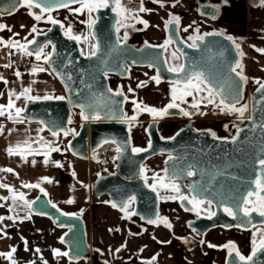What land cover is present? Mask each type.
I'll return each instance as SVG.
<instances>
[{
  "label": "water",
  "instance_id": "1",
  "mask_svg": "<svg viewBox=\"0 0 264 264\" xmlns=\"http://www.w3.org/2000/svg\"><path fill=\"white\" fill-rule=\"evenodd\" d=\"M0 5L6 6V0H0ZM197 10L207 17H214L217 13L216 5L209 2L200 3ZM32 11L38 13L39 9ZM93 14L96 23L89 32L94 45H98L99 50L95 56L89 55L93 50L83 52L79 40L70 39L65 35L61 22L55 25L50 22L47 28L40 30L39 35L34 33L30 40L34 39L35 43L28 44L27 47L33 52L44 45L49 47L48 53L52 54L51 62L44 61V64L60 83L64 92L60 96L65 99L44 100L41 97L38 100H29L27 98L21 107L24 111L20 117L40 123L51 133L52 130L62 133L61 129L74 130L69 132L67 147L72 155L81 159L93 160L97 150L106 144L114 145L116 147L114 168L110 171L101 170L97 174L90 187L91 194L95 197L107 195L111 202L118 205L127 197L134 195L136 200L131 210L137 213L133 216L139 217L143 222L155 219L159 215L160 198L158 192L153 191L145 181V172L141 174L140 168L147 159L157 154H168L164 159V167L168 169L167 176L176 179L182 189L186 179L187 186L195 184L194 191L188 188L192 195L213 200L212 205L216 215L211 218L200 215L187 222L189 227L204 234L210 228L217 226L230 228L241 225L239 228L248 229L252 225L264 223V217L259 216L258 213L245 218L240 204L242 196L249 187L248 181L253 180L259 171L256 161L264 150V127H261L264 125V93L257 92L259 85L250 93L248 110L244 117L242 119L239 117L234 122L237 129H243L235 143L231 142V138L213 137L209 129L196 127L191 118H188L171 135L163 136L158 126L163 117L154 118L151 115L145 126L148 141L144 147H141L148 150L133 153L130 128L134 120L125 119V92L122 89L112 88L109 79L110 74L125 77L131 66L149 67L150 63L153 65L150 68L154 70V76L159 74L160 81L163 82H172L185 78L194 71H203L213 85L224 86L225 96L228 97L226 103L231 102L234 95L239 96L241 103L245 98V83L231 71L240 60L235 43L229 41L226 38L228 35L224 33L223 36H204L203 41H196L199 47L189 48L188 45L191 43L183 39L178 24L173 21L166 26V38L160 43L147 42L152 47H146L145 42L136 45L129 40L119 38L117 32L119 16L112 12L111 8L100 9ZM141 26L142 23L137 25V27ZM213 32L222 31H206L201 35ZM170 37L172 42L169 44L177 50L181 64L185 65L184 73L167 71L169 65L165 52L169 44L165 48L158 46L163 45ZM53 46H55L54 50ZM3 85L4 81L0 80V91ZM108 89L111 91L109 92ZM118 90H122L123 95H115ZM218 98L220 101L219 96ZM81 104L86 106L85 115L91 116L99 112L101 118L83 119L79 107ZM88 105L92 107L88 108ZM74 110L78 111L76 118ZM179 114H181L179 108L169 109L168 115ZM72 119L77 123V127H71ZM237 129L234 136L237 135ZM171 137L175 139H170ZM170 155L172 159H169ZM189 169L196 174L187 176ZM205 188L208 191H204ZM8 191V188H0V195L6 196ZM183 195H186L185 191ZM32 201H35L32 205V213L40 215L47 213L44 216L56 226L65 228L63 243L70 254L67 258L86 259L90 264H108L101 259L96 249L90 247L81 215H62L67 212L57 205L53 208L54 203L52 201L48 203L49 197L41 191ZM178 202L183 207L190 208L187 201L178 200ZM225 204L237 213L235 218L223 211L222 205ZM249 219L251 223L247 222ZM126 225L131 232L142 230V226L131 218L127 219ZM250 254L251 252L248 255ZM254 259L256 264H264V252H258ZM8 263V259L0 256V264ZM224 264H243V262L239 261L234 253L230 255L228 252Z\"/></svg>",
  "mask_w": 264,
  "mask_h": 264
},
{
  "label": "crops",
  "instance_id": "2",
  "mask_svg": "<svg viewBox=\"0 0 264 264\" xmlns=\"http://www.w3.org/2000/svg\"><path fill=\"white\" fill-rule=\"evenodd\" d=\"M136 1L140 2V0ZM203 2L216 5L217 13L214 17H207L198 12V5ZM143 7L148 11L139 12L138 18L148 22L147 28L142 24L147 32L146 36L153 39L154 43H160L165 39L166 22L177 16L182 36L206 31H222L233 37L235 46L239 44V48H236L240 55L239 63L243 65V75L247 77L246 85L251 78L253 81H264V52L257 51V49H264V5H261L260 0H160V2L143 0ZM186 28L187 31L184 30ZM197 29H199L198 33ZM76 36L80 37L78 34ZM1 62H4V58L0 60ZM0 65L1 68L4 67L3 64ZM8 77L2 79L3 87ZM54 78L51 74L46 79L52 81L55 80ZM58 84L60 85L59 82ZM255 85L258 84L255 83ZM60 88L62 89L61 85ZM56 90V93L50 95H63V92H58L60 89L55 88ZM125 95L127 97L126 92ZM77 112L75 111L74 114ZM32 124H37L34 127L35 130L48 131L38 122H32ZM60 136H63L62 132H59L55 142L48 146L32 147L34 150L32 158L28 159L26 165V181L29 184L40 183L49 199L63 211L82 216L87 241L91 248L99 252L101 259L108 264H145L156 256L153 264H188V262L204 264L207 262L205 258L209 255L210 261L214 260L212 264H224L227 248L223 245L233 242V234H238V231L212 229L198 243L176 241L174 236L181 238V235L175 232L173 227L168 228L160 222L145 223L140 232H131L126 225L127 218H123L124 214L119 208H113L111 203H105L110 201L107 195L95 197L91 194V184L101 170L95 173L89 172L86 186L76 187L71 192L73 174L69 169V162L71 161L73 166V161H76L74 168H78L80 161L85 159L78 158L69 150L62 148L59 151L50 152V148L60 145ZM68 138H66L67 141ZM45 154H47V164L44 162ZM85 161L88 166L97 163L95 160ZM43 177H48L52 182L43 181ZM69 199L74 202L67 203ZM0 205H4L0 207V216L5 217L0 226V229H3V232H0V241H3L0 243V253H6L15 248L13 259L16 264H31L33 261L35 264H44L45 261L47 264H90L86 259L71 260L63 255L54 256L53 249L66 251L65 244L60 241L65 228L56 226L47 216L31 212V219H25L28 212L9 211L8 203L3 200H0ZM81 209H83L82 212ZM7 217L18 218L8 219ZM132 219L135 221L134 218ZM243 239L244 237L236 245L242 253H246L249 251V240ZM125 244L126 247L122 248L121 246ZM37 248L40 250L39 253L36 252ZM116 249L120 251L117 252ZM183 255L189 257V260ZM8 261V264H12L9 259Z\"/></svg>",
  "mask_w": 264,
  "mask_h": 264
},
{
  "label": "rangeland",
  "instance_id": "3",
  "mask_svg": "<svg viewBox=\"0 0 264 264\" xmlns=\"http://www.w3.org/2000/svg\"><path fill=\"white\" fill-rule=\"evenodd\" d=\"M76 7H79V5L75 4L70 6L71 9H75ZM129 10H132L134 12L135 9ZM51 15L54 19L57 18L62 22V24L64 25V31L66 30L68 25H71V34L75 36L76 34H78L80 36L79 43L80 48L83 52L93 50L92 46L94 45V42L89 32V14L87 10H84L82 13H75L67 8H61L54 10ZM44 17V19L38 22L35 21L34 18L29 15V11L25 7H21L12 15H0V23L7 25V28H5L4 30H0V38H2L4 41H19V43L21 44L26 41L25 38H27V40L32 38L34 33H32L31 35H29V33L33 25H35L38 30H43L47 28L49 23V21L47 20V13L44 14ZM92 18L94 19L93 13ZM132 20L127 19L124 20L123 23H131ZM21 25H24V27H21ZM117 26L119 25L117 24ZM8 29L11 30L9 31ZM125 32H127V39L136 45H140L144 42L154 43L153 39L146 36L147 32L142 26L137 28L135 27L129 30H122L120 33L121 38L124 37ZM0 49H2L0 52V60L4 58V62H1L0 64H3V66L7 64L11 65L10 67L3 68H1L0 65V77H2L3 79L9 76L8 80L6 81V85L0 91V105H7L9 101V93H15V95L12 96L14 107L12 109H6V115L0 116V184L8 185V188L14 189L17 194L21 192L24 193L25 199L30 200L31 196L34 195L35 190L33 188L24 187L23 185L28 183L26 181V165L28 163V159L32 158V154L34 151L32 150V147L38 145L48 146L49 144H53L57 136H53L52 133L48 131L43 132V130H35L34 127L37 124H32V122L25 120L21 117H19L18 120L22 122H18L17 119H8L7 112L11 111L12 115L15 117V108H18L20 106L22 107L28 96L41 97L45 95L54 94L57 92V90L55 91V88L60 89L58 92H63V90L60 88V85L58 84L55 78V80L52 81L46 79L47 77H49V75H51V72L44 64L43 58L39 61L35 59V61L28 70H23L19 65H17L15 61L16 48H9L4 44H0ZM48 51V46L43 47L42 56L48 54ZM173 53H175V56L178 57V59L173 57ZM165 54L169 67L178 66L180 64L179 54L171 44L166 49ZM243 63H246L244 62V59ZM34 67H43L45 71H36L35 73H33L32 69ZM17 71L21 73L19 77L15 75ZM153 76L154 70L147 66H131L128 75L125 77H118L117 75L113 74L109 75L112 87L117 88L120 86L122 90L127 93V99L125 102L126 117H136L135 123L130 128L134 148L143 146L146 143V140L148 139V136L145 132V126L147 120L149 119L150 113L146 111H138L133 101H136L138 104L141 105V107L149 106L157 109L163 108L171 102L173 84L170 82L163 81L156 83L154 80L151 79ZM142 81H146L147 83L143 87H137V85L140 84V82ZM255 87L256 85L253 79L251 78L250 80H248V83L245 86V98L241 103L237 104L236 107L239 108L242 105L248 106V99L250 93ZM25 88H30L31 91L28 94L21 96L20 93L23 92ZM129 88H131L132 91H129ZM177 88L182 89L183 85H177ZM17 96H19L18 99L16 98ZM194 96L197 100L201 98L199 95L194 94ZM193 99V96H189L185 97V100L187 101L186 103L181 102L180 100H177L176 102L180 104L181 108L189 112L195 113L190 117H192L195 123L199 126H216L219 121L224 120L225 117L234 118L238 115L237 113L229 114L226 112H221L220 108L216 106L217 104H219L218 102H215V104H209L207 103V100H203L200 103L199 112H196V110L191 107ZM73 112H75V110ZM200 112L205 114L201 115ZM74 116L76 118V114H74ZM226 119L227 118H225V120ZM183 122L184 121L179 117L175 115H169L160 120L159 128L161 129L163 134H169L176 130L178 127H180ZM70 125L71 127H77V123H75L73 119ZM66 138L67 137L65 136L61 137V143L58 148H62L63 150L68 151ZM25 140L29 141L28 145L23 144ZM18 143L20 144V148L17 150L19 154L9 155L7 149L10 146L15 149V146ZM163 160V155H157L147 159L143 165V167L145 168V172L155 174L158 175V177L163 178V175L166 174ZM95 161L97 162V160ZM76 163V161H73L72 166L71 161L69 162V169L73 174L70 187L71 192L74 191L76 187L86 186L89 172L95 173L98 170H106L105 167L108 166L109 168H113L112 163L110 164L109 162V164L107 165L108 161L102 163L97 162L92 166H88L86 161L83 160L80 161L78 168H74ZM7 168L13 169V172H7L2 170ZM10 194L13 195V192L11 190ZM11 200L12 196H10L9 198L7 197V199L3 201L8 203V201ZM162 201L163 203L161 212L163 217H168L167 219L171 223L175 232H178L181 235V238L174 236V239L176 241L182 239L184 243H188L186 241V237H188L190 231L187 229V227H185L184 222L189 215L180 212L179 206L175 200H167L163 198ZM165 206H167L168 208H166ZM15 207L16 209H20V211H25L24 205H16ZM170 209L176 211L177 217H172L173 213L170 214ZM0 226H2V222H0ZM239 233L244 232H238V234H233L234 244L239 243L242 237H244L241 234L239 235ZM254 233L256 236L257 243H259L260 235L261 233H264V226L257 225L253 227V229L250 231L247 236L250 245H252ZM203 237L199 238L196 243L201 242ZM2 242L0 241V243ZM184 258L188 259L189 257L187 258L184 256ZM205 259H207L205 260L207 262H204V264H212V262L214 261H210L209 255ZM188 264H191V262H188Z\"/></svg>",
  "mask_w": 264,
  "mask_h": 264
},
{
  "label": "snow or ice",
  "instance_id": "4",
  "mask_svg": "<svg viewBox=\"0 0 264 264\" xmlns=\"http://www.w3.org/2000/svg\"><path fill=\"white\" fill-rule=\"evenodd\" d=\"M157 2H160V0H157ZM261 5H264V0H260ZM73 4H77L79 5V7H76L75 9H71L70 5ZM163 6V5H161ZM175 6V5H173ZM19 7H27L29 9V15H31L35 21H40L42 19H44V14L47 13V20L49 22H51L52 24H60V21L56 20L53 18V16L51 15V13L59 8H67L70 11H73L75 13H82L84 10H87L88 14H89V20H88V25L89 27H93L96 23V20L92 18V13L95 11H99L100 9H107V8H111V11L114 13H117L118 16L121 17L120 20H117V24L119 25V27H128L127 24L123 23L124 20H127L130 18L129 13L131 12V10H129L123 3L122 0H6V6L5 5H0V15L3 14H8V15H12L14 14L16 11L19 10ZM33 9H39V12H35L32 11ZM144 11H148V9H145L143 7V0H140V8L134 13L132 14L131 18L133 19H137L139 23H143L144 27L147 28L148 27V22L145 20H140L138 18V13L139 12H144ZM173 21L176 24H179V17H173V20H169L166 22V26L168 24L173 23ZM21 27H24V25H21ZM61 27H64L63 24H61ZM119 27L117 28V31H119ZM189 27H191V25H189ZM5 28H7V25L0 23V30H4ZM9 31L11 29H8ZM51 29H49L50 31ZM185 31H187V28L184 29ZM197 33L199 32V29L196 30ZM32 33H36L37 35L40 34V30H38V28L33 25L29 35H31ZM65 35L69 36L70 39H74V40H79L80 38L78 36H74L71 35V25H68V27L65 30ZM210 35H220L223 36L224 33L223 32H213V33H205L204 35H196L194 37H189L190 40H192L193 42L191 44L188 45L189 48H197L199 47V45L196 43V41H203L204 36H210ZM229 41H232L233 43H235V41L233 40V37L231 36H227L226 37ZM26 39V44H20L19 41H15V40H9V41H4L2 38H0V44H4L5 46L9 47V48H17L19 51L23 52L26 55L32 56L33 54L35 55V59L37 61L41 60L42 58L44 59L45 62H51V53L45 54L42 56L43 53V47H39L37 48L34 52L30 51L27 47L28 44H33L35 43V40H27ZM123 39L126 41L127 40V32H125V35L123 37ZM171 37L166 40L164 42L163 45H159L158 47L160 48H165V46L169 43H171ZM47 45H44V47H46ZM145 46L146 47H152V45H148L147 42H145ZM236 47L239 48V44H236ZM55 46H53V50H54ZM93 51L91 53H89L90 56H95L97 54L98 49V45H93L92 46ZM257 51L260 52H264V49H257ZM242 55V53H241ZM173 57L177 58L175 56V53H173ZM133 63H135V61H133ZM10 64L4 65V67H10ZM149 67H153V65L150 63L148 65ZM237 69H240V71H237ZM36 71H45V69L43 67H34L32 69V72L35 73ZM55 71V70H54ZM167 71L169 72H173V73H184L185 72V65L184 64H180L179 66H170L167 68ZM232 72H234L236 74L237 77H239L240 81L246 83L247 82V77L243 75V65L240 63H237L236 66L234 68L231 69ZM15 75L17 77H19L21 75V73L19 71H17L15 73ZM105 75H107V72H105ZM0 79H2V77H0ZM70 79V77H69ZM152 80H154L156 83L160 82V76L159 74L157 76H153L151 78ZM255 83H257L259 85V87L257 88V92H261L264 93V81H260V80H255ZM6 83V81H5ZM147 82L146 81H142L140 82V84L137 85V87H143ZM183 84V88H177V85ZM173 87H172V98H171V102L168 103L166 106H164L163 108L157 109L154 107H149V106H143L141 107L140 104H138L136 101H133V103L136 105V109L138 111H146L148 113H150L154 118H162L166 115L169 114V109H176L179 108L180 112L182 115L184 116H191L194 115L195 113L193 112H189L183 108L180 107V104H178L176 101L180 100L181 102H187L185 100V97H189V96H193V102L191 104V107L193 109L196 110V112H199V108H200V103L203 100H207V103L209 104H215V98L217 96L220 97V101L219 104H217L216 106L220 108L221 112H226V113H237L239 115V117L242 119L245 115V113L247 112L248 108L247 105H242L241 107H236V104L239 103V96L238 95H234L231 98V102L226 103V100L228 99L227 96H225V88L223 85H213L210 80L209 77L203 72V71H194L192 73H189L185 78L182 79H177L172 81ZM231 87V86H230ZM237 88L239 87V85L236 86ZM31 91L30 88H25L23 90V92L20 93L21 96H24L26 94H28ZM108 91L110 92L111 89H108ZM129 91H132L131 88H129ZM206 92L207 96L205 97H201L199 100L195 99V95H198L200 93ZM15 93L14 92H10L9 93V101L7 105H0V116H4L6 115V109H12L14 107L13 104V100H12V96H14ZM115 95H123L122 90H118ZM17 99L19 98V96L16 97ZM29 100L32 99H41V97L36 96V97H32V96H28L27 97ZM44 100H50V99H57V100H63L65 99V97L63 96H52V95H45L43 97ZM125 99H127V97H125ZM79 107L81 108V117L85 120L87 119H93V120H98L101 118V116L99 115V112H97L95 115H85V105L81 104L79 105ZM88 108H91L92 105H88ZM24 111V109L22 108H15V117L12 115L11 111L7 112V118L8 119H17L20 117V114ZM201 115H204L205 113L200 112ZM125 119H130V120H135L136 117L132 116L131 118H127L125 117ZM18 122H22L19 121ZM227 127V126H225ZM261 127H264V125H261ZM61 131H63V134L65 136L69 135L70 131H74V130H63L61 129ZM243 131V129H237V135L233 136L231 138V142L235 143L238 138H239V134L240 132ZM52 135L53 136H58L59 135V131L56 130H52ZM211 135L213 137H215V133H211ZM170 139H175V137H171ZM23 144L28 145L29 141L25 140L23 142ZM149 147H151V141H149ZM20 148V144L18 143L15 146V149L13 147H9L7 149L9 155L12 154H19L17 152V150ZM60 149L58 147H52L49 149L50 152L53 151H59ZM148 149H142V148H132V152L133 153H140V152H145ZM119 151V150H118ZM173 157L170 155L169 159H172ZM45 164L48 163V159H47V154H45ZM33 163H35V161H33ZM58 164V162H56ZM167 163V162H166ZM256 163L259 166V171L255 174V178L253 180L248 181L249 187L246 189L245 194L242 196L240 204L242 205L241 207V211L243 213V216L245 218H250L252 216L253 213H258L259 216L264 217V150H262L261 152V156L259 158H257ZM62 166V165H59ZM3 171H7V172H13V169L11 168H7V169H2ZM145 172V168L142 166L140 168V173L143 174ZM168 169L165 168V173L167 174ZM196 173L193 171H188L186 173L187 176H194ZM154 179H159L158 175L157 177H154ZM43 181H47L49 183H51L52 181L48 178V177H43L42 178ZM147 180V178L145 177V181ZM170 183L165 184L161 181L160 186L163 188H171L172 191H174L175 193H177V195L174 196H168V197H162L164 199H179L182 202L183 201H187L188 204L192 205L191 208H186V211H194L197 213V215L199 216L202 210V206H207V208H205L204 210L207 211L208 214V218H211L213 216L216 215L215 212L209 211V209L211 208L212 204H213V200L212 199H206V198H201L198 195H192V196H187V195H183L181 194L180 191V186L178 184H176L174 182V178L170 177L169 178ZM24 187L27 188H39L40 191L42 193H45V195H47V193L45 192V189L41 187L40 183H36V184H24ZM9 186L6 184H0V188H8ZM153 191L157 190V185L153 184L151 185ZM190 191H194L195 190V184L193 185H189L188 186ZM13 192V196H12V201H13V206H15L17 204V196L19 201L23 202V205L27 207V209L29 210L28 214L24 217L25 219H31V209H32V205L35 203V201H29L27 199H25L24 193H19L17 194L15 192L14 189H10ZM204 191H208V189H204ZM6 197H0V200H6ZM39 199V197L37 198ZM136 197L134 195L129 196L126 198V200H124L122 203H120L119 205L115 202H110V201H106L105 203H111L113 208H119V210L124 214L123 218H127L130 219L133 215H136L137 213L134 210H130L131 209V205L135 202ZM74 200L69 199L67 201V203H73ZM48 203H51V201H48ZM4 205H0V207H3ZM52 207L55 208L56 205L52 204ZM223 207V211L228 215L231 216L233 218L236 217L237 213L233 211V208L228 206V205H222ZM13 208L10 207L9 211H12ZM83 211V209H81V212ZM42 215H47V213H41ZM62 215L64 216H70V215H77L76 213H62ZM8 219H16L18 217H7ZM5 219L4 216H0V222H2ZM141 219H144V217H141ZM159 222H162L164 224V226L171 228L172 225L171 223L167 220L166 217H160L159 215L156 216L155 219H148L147 223L149 224H157ZM248 223H251L250 219L247 220ZM62 226V225H61ZM241 225H237V227H240ZM116 231H119V229H115ZM110 231H112V229H110ZM0 232H3V229H0ZM4 235H6V233H4ZM65 235H67V233H65ZM60 241L63 243L64 242V237H60ZM164 243V242H161ZM252 251L251 254L248 256H244L243 254H241L237 248V246L233 243V242H229L226 245H223L224 248H227L229 251V254L232 255L233 253L235 254V256L238 258L239 261L243 262V264H256V260L254 258L257 257V253L258 252H264V233H261L260 238H259V243H257L256 240V236L254 233L253 236V241H252ZM210 247H213L212 245H209ZM126 247L125 245L121 246ZM16 249L12 248L9 252L6 253H0V256H4L6 258H8L12 264H16V261L13 259V254L15 253ZM39 249H36V252L39 253ZM117 252L120 251V249H116ZM141 251H143V249H141ZM53 254L54 256H69V252L65 251V252H61L59 249H53ZM158 255V254H157ZM41 259H43V257H41ZM156 260V256H153L151 258L150 261L145 262V264H153V262ZM31 264H35V262H31ZM44 264H47V261L44 262Z\"/></svg>",
  "mask_w": 264,
  "mask_h": 264
},
{
  "label": "flooded vegetation",
  "instance_id": "5",
  "mask_svg": "<svg viewBox=\"0 0 264 264\" xmlns=\"http://www.w3.org/2000/svg\"><path fill=\"white\" fill-rule=\"evenodd\" d=\"M21 7H19V9H20ZM28 11H29V9L27 8V7H25ZM135 13V10H134V12L132 11V13H129V15H130V18L129 19H133V18H131V16H132V14H134ZM5 16V15H4ZM57 19V18H56ZM58 20V19H57ZM119 20V19H118ZM60 21V20H59ZM61 22V21H60ZM50 23V22H49ZM49 23H48V25H49ZM62 23V22H61ZM139 24V22H138V20L137 19H133L132 21H131V23H127V25H128V27H119V26H117V28L119 27V31H117L118 32V35H119V38H121L120 37V33H121V31L122 30H124V29H133V28H137V25ZM48 27V26H47ZM143 27V26H142ZM202 33H199V35H201ZM34 35V34H33ZM196 35H198V34H195V35H188V36H182L183 37V39H185L187 42H189V43H192V40H190L189 39V37H194V36H196ZM227 35V34H226ZM166 38V37H165ZM121 39H123V38H121ZM30 40V39H29ZM128 40V39H127ZM164 40V39H163ZM162 40V41H163ZM27 41H25V42H23V43H21V44H25ZM131 42V41H130ZM133 43V42H132ZM170 45V44H169ZM168 45V46H169ZM49 48V47H48ZM168 48V47H167ZM175 49V48H174ZM176 50V49H175ZM177 51V50H176ZM15 52H21V51H19L17 48L15 49ZM178 53V52H177ZM179 54V53H178ZM179 58H180V64H181V57H180V55H179ZM179 64V65H180ZM178 65V66H179ZM110 79V78H109ZM170 83H172V82H170ZM110 84H111V81H110ZM180 85H183V84H180ZM112 86V85H111ZM245 86H246V83H245ZM112 88H114V87H112ZM114 89H122L120 86L119 87H117V88H114ZM200 97H205V96H207V93L206 92H203V93H200V94H198ZM125 102H126V100H125ZM215 102H218L219 103V98H218V96L215 98ZM169 116V115H168ZM175 116H177V117H179L180 119H182L184 122L188 119V118H191L192 120H193V118L192 117H190V116H181V114H179V115H175ZM165 117H167V116H165ZM151 118V114H150V116H149V119ZM164 118V117H163ZM225 118H227L226 120H225ZM224 118V120H222V121H219V123L216 125V126H211V125H204V126H199V125H197L196 123H195V121L193 120V123H194V125L196 126V127H198V128H206V129H209L210 131H211V133H215L216 135V137H219V138H232L233 136H234V134H235V131H236V129H237V127L234 125V122H235V120H237L238 118H239V115H237L236 117H225ZM149 119L147 120V122L149 121ZM161 120V119H160ZM135 121H136V119L134 120V123H135ZM160 122V121H159ZM183 122V123H184ZM183 123H182V125H183ZM147 124V123H146ZM158 126H159V124H158ZM225 126H227V127H225ZM179 128V127H178ZM160 129V128H159ZM160 131H161V129H160ZM175 131V130H174ZM173 131V132H174ZM173 132H171V133H169V134H163L162 133V131H161V133H162V135L163 136H168V135H171ZM63 136H65L64 134H63ZM65 137H69L68 135L67 136H65ZM147 141H148V139L146 140V143L143 145V146H141V147H144L146 144H147ZM141 147H138V148H141ZM157 155H163L164 156V159L166 158V157H168V154H157ZM157 155H155V156H157ZM163 163H164V160H163ZM165 168V167H164ZM189 171H191V169H189ZM145 175H146V178H147V180H146V182L148 183V185H153V184H156L157 185V192H158V195H159V198H160V207H159V216L160 217H162L163 218V215H162V212H161V210H162V203H163V198L162 197H168V196H173L174 194L175 195H177V193H175L174 191H172L171 190V188H163V187H161L160 186V184H161V181L163 182V183H165V184H168V183H170V180H169V177L167 176V174H164L163 175V178H161V177H159V179H154V177H157V175H155V174H151V173H146L145 172ZM174 182L176 183V184H178L179 185V183H178V181L176 180V179H174ZM184 183H185V186H184V189H182L181 188V186H180V191H181V194H183V192L185 191L186 192V195L187 196H192V194L189 192V190H188V186H187V181H186V179L184 180ZM9 189V188H8ZM35 191H34V195L33 196H31V198H30V200L29 201H32L36 196H37V194H38V192L40 191V189L39 188H33ZM10 196H13V195H11L10 194V189H9V191H8V194L6 195V196H1L0 195V197H10ZM167 200H173V199H167ZM178 200L179 199H175V201H176V203L178 204V206H179V210H180V212H182V213H186V214H188L189 216L186 218V220H185V222H184V224H185V227H187V229L191 232H189V234H188V237H186V241L187 242H189V243H196V241H198L199 240V238H201V237H203L204 235H206L210 230H212V229H220V230H234V231H238V232H244V233H241V235L242 236H244V239L243 240H249L248 239V234L250 233V231L253 229V227H255V226H257V225H260V226H264V223H259V224H255V225H252L251 227H249L248 229H243V228H239V227H230V228H224V227H220V226H217V227H214V228H210L209 230H207L204 234H200L198 231H197V229H195V228H191V227H189L188 225H187V222L189 221V220H191V219H194V218H196V217H198V215H197V213L196 212H194V211H186L185 209V207H183L179 202H178ZM51 201V200H50ZM54 203V202H53ZM55 204V203H54ZM17 206L18 205H22L23 206V202L22 201H19V199H18V196H17V204H16ZM15 205V206H16ZM56 205V204H55ZM8 206H9V208L10 207H12L13 208V210H16L17 212H29V210L27 209V207L25 206V211H20V209H16V207L15 206H13V201L11 200V201H8ZM188 207H192V205H190V204H188ZM205 208H207V206L205 205V206H202V210H201V213H200V215H204V216H208V214H207V211H205L204 209ZM131 209H132V205H131ZM130 209V210H131ZM214 206L212 205L211 206V208L209 209V211H212V212H214ZM169 212H170V214H172V217H177L176 215V211L175 210H173V209H170L169 210ZM199 215V216H200ZM165 216H168V215H165ZM132 218H134L135 219V221L138 223V224H140L141 226H142V229H143V224H145V223H147V222H143V221H141L140 220V218L139 217H136V216H132L131 217V219ZM168 218V217H167ZM168 220V219H167ZM169 221V220H168ZM159 222V221H158ZM160 223H162V222H160ZM243 238V237H242ZM182 239H179V241H181ZM198 243V242H197ZM234 243V242H233ZM236 245V244H235ZM237 246V245H236ZM238 248V247H237ZM227 251H226V254H225V257H226V255H227V253L229 252L228 251V249H226ZM239 250V249H238ZM252 251V245H250L249 244V251L248 252H246V253H242L240 250H239V252L241 253V254H243L244 256H247L250 252ZM225 257H224V260H225Z\"/></svg>",
  "mask_w": 264,
  "mask_h": 264
},
{
  "label": "built area",
  "instance_id": "6",
  "mask_svg": "<svg viewBox=\"0 0 264 264\" xmlns=\"http://www.w3.org/2000/svg\"><path fill=\"white\" fill-rule=\"evenodd\" d=\"M132 13V10L131 12ZM35 61V55L29 56L24 54L23 52L19 53L18 57V65L23 69V70H28L30 66L33 64ZM101 149L100 157L97 159L98 163H102L105 161H108L107 165L112 163V167L114 168V164L116 161V147L112 144H108L107 146H103ZM106 170L110 171L113 168L105 167Z\"/></svg>",
  "mask_w": 264,
  "mask_h": 264
},
{
  "label": "trees",
  "instance_id": "7",
  "mask_svg": "<svg viewBox=\"0 0 264 264\" xmlns=\"http://www.w3.org/2000/svg\"><path fill=\"white\" fill-rule=\"evenodd\" d=\"M122 3L128 8V9H139L140 8V2L136 1V0H122ZM121 18V17H120ZM119 18V19H120ZM121 39V38H120ZM19 53L20 52H15V61L18 65V57H19ZM108 144L104 145L107 146ZM100 153H101V149L97 150L94 153V159L93 160H97L100 157Z\"/></svg>",
  "mask_w": 264,
  "mask_h": 264
}]
</instances>
